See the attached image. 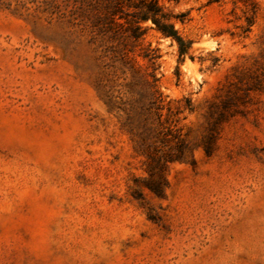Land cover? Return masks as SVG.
Returning a JSON list of instances; mask_svg holds the SVG:
<instances>
[{"label":"rangeland","instance_id":"rangeland-1","mask_svg":"<svg viewBox=\"0 0 264 264\" xmlns=\"http://www.w3.org/2000/svg\"><path fill=\"white\" fill-rule=\"evenodd\" d=\"M159 2L190 49L143 22L141 112L87 0H0V264H264V0Z\"/></svg>","mask_w":264,"mask_h":264},{"label":"trees","instance_id":"trees-1","mask_svg":"<svg viewBox=\"0 0 264 264\" xmlns=\"http://www.w3.org/2000/svg\"><path fill=\"white\" fill-rule=\"evenodd\" d=\"M87 1L89 7L83 8L78 23L90 31L93 42L101 50V56L107 60V68L114 76L111 84L113 103L125 109L124 93L127 90L148 101L147 105H141L144 109L141 112L161 108L163 94L158 87L159 78L154 64L158 53L150 45H142L145 33L143 22L151 20L165 36L174 39L180 56H184L190 49V41L180 34L174 21H183V15L165 10L159 0ZM137 49L140 50L138 55L149 63L144 70L136 60ZM173 155L172 152L168 154L171 159ZM158 175L161 181L154 183L151 189L163 194L167 180L163 173L159 172Z\"/></svg>","mask_w":264,"mask_h":264}]
</instances>
